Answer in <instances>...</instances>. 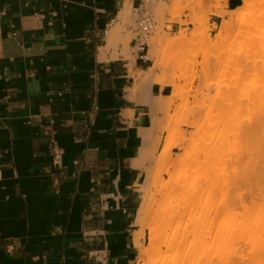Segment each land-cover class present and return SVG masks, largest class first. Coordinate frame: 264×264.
<instances>
[{
    "label": "crops",
    "instance_id": "obj_1",
    "mask_svg": "<svg viewBox=\"0 0 264 264\" xmlns=\"http://www.w3.org/2000/svg\"><path fill=\"white\" fill-rule=\"evenodd\" d=\"M139 4L0 0V264H137L171 95L134 55Z\"/></svg>",
    "mask_w": 264,
    "mask_h": 264
},
{
    "label": "rangeland",
    "instance_id": "obj_2",
    "mask_svg": "<svg viewBox=\"0 0 264 264\" xmlns=\"http://www.w3.org/2000/svg\"><path fill=\"white\" fill-rule=\"evenodd\" d=\"M239 1V5L233 11H222L217 13L222 17V20L217 26L213 27L209 25V16L215 13V9L222 8V2H225V0H158L159 7L155 8L152 5L146 6L153 16L155 26L149 38L148 58L150 60V68L145 75L146 77L154 79L157 84L167 86L171 90L170 98L163 111L165 125L162 127V131L166 133L163 146L168 140L180 142L174 146L170 152V158H167L165 162H160L158 160L162 148L158 151V154H156L153 166L146 172L144 181L140 182L137 186L139 200L136 210L141 206V197L144 198V208H142L145 209L147 213H145V217L150 219L154 216L153 213L155 209H152L157 205H155L154 199L156 198V200H158L156 202H160L159 206H161V201L163 199L161 198L162 200L159 201L160 198L158 197H161L159 194L162 196L166 195L167 191L163 190V192L160 190L163 184L170 179V181H172L173 178L183 179L187 182L186 184H188V186L186 185V187H184V191L189 193V184H193L194 181L196 182L198 179L197 176H200V180L203 182L198 180L193 184L195 188L191 187V185L190 188H194L191 191H197L199 203H202L200 206L209 220L205 231V233H207V231L208 233L207 236H205L206 238L203 237L206 240V243H204V252L200 257L187 261L186 264H260V261H254L253 259L254 257H261L260 255H264L262 254L264 253V247L262 246L264 243L263 228L260 227L261 232L259 233L260 230L258 227L256 226L254 228L253 225V228L251 227L253 230L251 231V229H249L251 233L247 231V234H242L240 231L241 226L237 225L242 223L239 217L241 216L240 218L243 219V212L260 209V211L264 213V203H261L264 202V196L260 195V192L258 193V191L255 190H258V187L261 185L264 186L262 182L264 177H257V173H261V171H253V173L257 174L256 177L258 178L255 181L254 178L256 177L252 175L253 173L250 171L252 174L249 173L250 175H246L247 171H245L247 170L245 166L248 161H250L249 158L252 157L251 154H255L257 151L256 149L264 141V139L260 140L264 136V125L261 124L262 126H259L260 123L264 122V118H262L264 112H260L264 110V0ZM128 16H130V12H128ZM173 25L180 27L177 33H174L177 29H175ZM254 107H256V110L261 114H257V111V113H255ZM250 109L254 110V113L257 114L256 118H261L259 119L260 123L258 125L261 130L257 128L255 121L254 124H256V127L253 126L251 121L253 120L252 117H254V113ZM169 111H172V113L169 114ZM220 114L222 117L218 118L217 115L220 116ZM246 114L248 116L252 115V117L247 116L246 118ZM229 115L232 116L234 119L233 121L230 117L226 120V117ZM258 119L256 121H258ZM246 120L249 125V127L246 125L247 129H245ZM227 121L230 122L228 123ZM223 123H227L225 126H227L228 129ZM251 125L256 129L257 134L258 131L263 134L262 137L260 134V136H256L255 134L256 138L249 136V134L254 131ZM182 127L185 129H182ZM221 127L223 128L221 129ZM243 129L245 132L247 130L246 134ZM219 130H221V133H219ZM247 136L254 139L250 140L249 144ZM251 136H253V134ZM246 139L247 141H243ZM258 140H260V142H258ZM223 142L226 145L224 144V146L219 149L217 144L222 145ZM255 142L256 144H260L259 146L257 145L258 147L256 146V149L253 148L256 145ZM214 144L217 149H215L216 147ZM263 144L264 143H262V145ZM193 146L195 148H193ZM249 146L251 150L254 151H251ZM183 147H185V150H183ZM195 150H199L196 159L193 158L194 153H197ZM249 150L250 155H247L248 153L246 152H249ZM184 153L189 157L184 156L187 157L184 159ZM257 154L260 155L261 152ZM245 155L250 157L246 158ZM178 157L184 159L179 167H183L182 163L189 160L188 163L184 162V170L185 168H188L189 172L193 170V172H191L193 176L191 173H188L191 179L187 176V173L186 175L183 174L185 177L180 174L181 172L178 173L183 170L182 167H180L181 170L179 168L178 171L175 173L173 172L174 166L172 165L180 161ZM253 157H255V155ZM256 158L257 157H255L254 160ZM227 159L235 163L233 166L231 164V170L227 167V162H229V160L226 161ZM192 160L195 161L193 162ZM240 160L241 164L244 163L242 167L246 168H242L245 171L244 173H246L243 175L244 178L241 177V179L243 178V185L239 177L243 172H240V170H242L241 167H238V170L235 168L236 172L233 170L234 167L239 165ZM257 160L258 158L256 161ZM236 161L238 163H236ZM190 162L197 164H193V167ZM254 162L255 161H250L248 165L252 163L251 165H254V168L259 165ZM259 163L261 165V162ZM195 167H200V170ZM253 167L251 168V166H248V170L250 168L253 169ZM218 169H220L219 171L222 173H220ZM195 170H199V172ZM231 171L232 173H230ZM184 172L182 171V173ZM202 174L206 179H204L205 181L202 179ZM232 174H235V176L233 177ZM247 176H249V178ZM252 176L254 178H252ZM167 178L169 180H164ZM248 179H250V182L254 179L252 183L249 182L251 186L256 182L257 185H253L254 188L257 186V188L253 189L255 192L249 189L251 186L248 185ZM238 180L241 185L238 184ZM257 180H260V183ZM157 184H160L161 188H159L160 185ZM246 184L248 187H245L247 186ZM239 185V190H235ZM243 187L249 191L251 190L250 193L252 195L248 192V196L245 188L240 192V189ZM202 188L205 191L201 192ZM198 191H200V193ZM203 192L206 194H201ZM235 192L236 195L234 194ZM258 195L261 196L260 199H258ZM200 196H206V198L203 197L202 201H200ZM229 197L231 199H229ZM236 199L239 200V203ZM203 202H205L204 206L206 209L203 207ZM245 202L247 205H245ZM240 205L243 208L240 207ZM244 205L246 206V211H244ZM159 206L157 205L156 207L158 208ZM257 207L260 208L258 209ZM249 208H251V210H249ZM262 215L264 216V214ZM263 218L262 221L264 220ZM235 220L237 221L235 222ZM137 226L139 228L142 227L145 231V237H142L143 239L141 240L139 250H137V264H172L174 257H166L164 252L165 248L160 242L156 243L154 249L146 253L149 238V229L147 228L148 222H144L142 226ZM178 232L174 224L170 225L166 232L167 240L169 238L176 239ZM242 235L245 237L242 238L247 241L240 238ZM257 236L263 239H258ZM233 237L235 240H233ZM257 246L258 248H256V251L255 247ZM260 246H262L261 249L263 250L259 253L258 250ZM160 252L165 255L161 256L162 254ZM257 254H259V256ZM251 257H253V259ZM236 258H239V261Z\"/></svg>",
    "mask_w": 264,
    "mask_h": 264
},
{
    "label": "bare ground",
    "instance_id": "obj_3",
    "mask_svg": "<svg viewBox=\"0 0 264 264\" xmlns=\"http://www.w3.org/2000/svg\"><path fill=\"white\" fill-rule=\"evenodd\" d=\"M146 1V6L148 5H152L153 7H155V8H157V7H159L158 6V0H145ZM124 25V24H123ZM125 26V25H124ZM159 33V32H158ZM157 37V36H156ZM255 109V113H257L258 112V110H256V107H254ZM251 110V109H250ZM254 110H251L253 113H254ZM227 111H229V110H227ZM257 111V112H256ZM264 112V110H261L260 112ZM249 112V111H248ZM227 113V112H226ZM230 113V112H229ZM251 113V112H250ZM249 113V114H250ZM252 113V114H253ZM254 113V117H252V115H249V116H251L252 117V123H253V126L254 127H256L255 125L257 124V128H259L258 127V125H259V123H260V121H259V119H261V118H256V115L257 114H261V113H257V114H255ZM226 115V114H225ZM225 115H224V117H225ZM232 115H233V113H232ZM247 114H246V118H247ZM248 116V117H249ZM261 116V115H260ZM263 117L262 118H264V115H262ZM217 117L219 118H221L222 117V115L220 114V116H218L217 115ZM231 118V120L233 121L234 119L232 118V116H227L226 117V120H228V118ZM234 117V116H233ZM250 117V118H251ZM259 117V116H258ZM236 118V117H235ZM245 118V119H246ZM223 119V118H222ZM258 119V121H256ZM220 120V119H219ZM230 120V119H229ZM248 121H250V120H248ZM254 121H255V123L256 124H254ZM263 121H264V119H263ZM219 122V121H218ZM224 122H225V118H224ZM228 123L230 122V121H227ZM250 122V123H251ZM258 122V123H257ZM232 123V122H231ZM248 122H247V120H246V123H245V129H247V127H246V125H248L247 124ZM224 124V123H223ZM225 124H227V123H225ZM225 124H224V126H225ZM261 124H263L264 125V122H262V123H260V127L262 126ZM230 125V124H229ZM223 126V127H224ZM231 126H232V124H231ZM252 126V125H251ZM250 126V127H251ZM253 126H252V128H253ZM223 127H221V129L223 128ZM226 128H227V126H225ZM248 127H249V125H248ZM264 127V126H263ZM225 128V129H226ZM243 128H244V126H243ZM228 129V128H227ZM260 129V128H259ZM258 129V130H259ZM264 129V128H263ZM262 129V130H263ZM224 130V129H223ZM253 132H255V133H253V132H251L250 134L252 135L253 134V136H251L250 134H249V136L250 137H255L256 138V136L257 135H261V137H262V133H259L260 131H258V134L256 133L257 131H256V129H254L253 128ZM261 130V129H260ZM220 132L219 133H221V130H219ZM243 131H244V129H243ZM218 133V134H219ZM244 133L246 134L247 133V130H246V132L244 131ZM224 134V133H223ZM255 134H256V136H255ZM222 135V134H221ZM225 135V134H224ZM228 135H229V133H228ZM259 135V136H260ZM218 136V135H217ZM246 136V135H245ZM249 136H247V139H248V144H249V141L250 140H254V139H252V138H250ZM258 136V137H259ZM260 137V138H261ZM264 137V136H263ZM259 138L260 140H262V139H264V138ZM220 138H221V136H220ZM223 138V137H222ZM230 138V137H229ZM243 138H244V136H243ZM246 138V137H245ZM217 139H218V137H217ZM247 139L246 140H243V141H247ZM220 140V139H219ZM224 140H225V138H224ZM228 140H230V139H228ZM260 140H258V142H260ZM179 141V140H178ZM226 141V140H225ZM180 142V141H179ZM179 142H176V141H169L168 140V142H166L165 143V145L162 147V149H161V152H160V155H159V161L160 162H165L166 160H167V158L169 159L170 157V152H171V150L174 148V146L175 145H177ZM257 142V143H258ZM262 142V141H261ZM216 143H218V142H216ZM220 143H221V140H220ZM243 143H246V142H243ZM262 143H264V141L262 142ZM262 143H261V145H262ZM224 142H223V144L222 145H219V144H217L218 146L217 147H219V149H220V147H222V146H224ZM247 144V143H246ZM255 144H256V142H255ZM226 145V144H225ZM260 145V144H256L253 148H257L258 146ZM260 145V146H261ZM214 146H215V144H214ZM246 146H248V145H246ZM251 146V145H250ZM249 146V147H250ZM257 146V147H256ZM260 146L256 149L257 151H256V153L254 154H251L252 155V157H248V156H246V158H249L250 159V161L251 162H253V161H255L254 163L255 164H259L260 165V163L259 162H261V165L259 166V165H257L255 168L251 165L252 163H250L249 165H248V163L250 162V161H248V163H247V161H246V163H247V165L245 166L246 168H247V170H245V171H247L246 173H244L245 171L243 170V169H246L245 167H242V164L244 165V163H242L241 164V160L239 161V165H237L236 167H234V169L233 170H235V168H237V170H238V167H241V169L242 170H240V172H242L241 174H240V181L242 180V185H243V178H244V176L243 175H248L249 173H253V171H256V170H259V171H261V173H257V174H255V173H251L253 176H255L256 177V175H257V177L258 178H262V177H264V144L261 146V148H260ZM216 147V146H215ZM214 147V148H215ZM217 147L215 148V149H217ZM184 148V149H183ZM182 149L183 150H185V147H183ZM193 148H195L194 146H193ZM252 148V149H253ZM192 149V148H191ZM249 149V148H248ZM259 149V150H258ZM245 150V149H244ZM250 150H251V147H250ZM250 150H249V152H246V153H248L247 155H250L249 153H250ZM196 151V150H195ZM251 151H254V150H251ZM258 151H260L261 152V154L260 155H258L257 153H260V152H258ZM186 152H187V149H186ZM197 153H194V155H193V158H197L198 157V154H199V150L198 151H196ZM189 154V153H188ZM196 154V155H195ZM243 155H244V153H243ZM255 155V157H257L258 158V160L256 161V159L254 160V158L255 157H253ZM184 156H187L185 153L183 154V157ZM197 156V157H196ZM261 156V157H260ZM187 157H189V156H187ZM187 157H184V159H186ZM191 157H192V155H191ZM190 157V158H191ZM260 157V158H259ZM192 158V159H193ZM245 158V157H244ZM251 158H252V160H251ZM180 159V161H178V163L177 162H175V164L174 165H172V166H174V169H173V172L175 173L176 171H178L179 170V168L180 167H182V166H180L179 167V165L181 164V162L184 160V159H182V157L180 158V157H178V160ZM229 159H227L226 161H228ZM260 160V161H259ZM193 162L195 161V160H192ZM233 161V160H232ZM242 161L244 162V159L242 158ZM184 162H189V160L188 161H184ZM184 162L182 163L183 164V172L184 171H188V168H185V170H184ZM193 162H190L191 164H192V166L194 167V165L193 164H197V163H193ZM145 163V162H144ZM236 163H238L237 161H236ZM227 164H228V168L230 169H232V166H233V164H235V163H232L230 160H229V162H227ZM229 164H230V166H231V164H232V166L230 167L229 166ZM187 165V164H186ZM199 166V165H198ZM235 166V165H234ZM248 166L250 167L251 166V168L253 167V169H255V170H253V169H249L248 170ZM178 167V168H177ZM193 167H192V169H193ZM225 167V166H224ZM226 167V168H227ZM196 168V167H195ZM194 168V169H195ZM200 167H198V168H196V169H199ZM256 168H259V169H256ZM171 169H172V167H171ZM230 169V170H231ZM180 170H181V168H180ZM200 170V169H199ZM199 170H195V171H198L199 172ZM220 169H218V171H219ZM182 171H179L178 173H180V174H184V175H186V173H187V176L189 177L190 175H188V173H191V172H193V170H191V172H184V173H182ZM251 171V172H250ZM258 171V172H259ZM220 172V171H219ZM229 172V171H228ZM235 172H236V170H235ZM220 173H222V172H220ZM230 173H232V171L230 172ZM244 173V174H243ZM169 174V173H168ZM255 174V175H254ZM261 174V175H260ZM183 175V176H184ZM191 175H192V173H191ZM216 175V174H215ZM229 175V174H228ZM242 175V176H241ZM250 175V174H249ZM182 176V177H183ZM193 176V175H192ZM191 176V177H192ZM202 176V179L204 180L205 178L203 177V174L201 175ZM217 176V175H216ZM216 176H214V177H216ZM232 176L234 177L235 176V174L233 175L232 174ZM252 176V178H254ZM259 176H261V177H259ZM168 177V176H167ZM178 177H179V175H178ZM185 177V176H184ZM239 177H238V179H239ZM241 177H243L242 179H241ZM248 178H249V176H247ZM254 178L255 179V181H256V179H258V178ZM169 178V177H168ZM164 179V180H169V179ZM177 178V177H176ZM190 178V177H189ZM197 181L198 180H200L201 178H200V176L198 177L197 176ZM218 178V177H217ZM246 178V177H245ZM175 178H173V180L172 181H165L166 183L165 184H163V186H162V189H160L161 191H167L166 192V195L164 196H162L161 194H159V196H161V197H158V198H160L159 199V201H161L162 199V201H161V206H159V203L160 202H156V201H158V200H156V198L154 199V201H155V205L157 204L159 207L157 208L156 206H154L155 208H153L152 210H154V216L153 217H151L150 219H148V218H146L145 217V209H143L144 207H143V199L144 198H142L141 197V200H140V205L141 206H139L138 207V209L136 210V212H134L135 213V217H134V225H143L144 224V222H148V229H149V238H148V249H147V251H146V253H148L149 252V250H152V249H154L155 247H156V243H158V242H160V244L161 245H163L164 246V248H165V250H164V252H165V254H166V257H174V260L172 261V264H186L187 263V261H189V260H191V259H194V258H196V257H200V255L204 252V249H205V244L204 243H206V240L204 239V238H206L205 236H207V233H208V231H207V233H205V231H206V227H207V224H208V222H209V220H208V218L206 217V214L204 213V211L202 210V208H201V206H200V204L202 205V203L200 202L199 203V196L197 195V191L196 190H193V191H191L192 189H194L195 187L193 186V184L194 183H196L194 180V182H193V184L192 183H190L189 184V193L187 192V191H184V187H186V185L188 186V184H186L187 182L185 181V180H183V179H175ZM191 179V178H190ZM251 179V178H250ZM250 179H248V185H250V183H252L253 182V180L254 179H252L251 181L252 182H250ZM206 180V179H205ZM204 180V181H205ZM261 180V179H260ZM260 180L258 181L259 183H260ZM201 181V180H200ZM159 182H161V181H159ZM201 182H203V181H201ZM250 182V183H249ZM263 183H264V180L262 181ZM261 182V183H262ZM237 183V182H236ZM244 183H245V180H244ZM247 183V182H246ZM161 184V183H160ZM160 184H157V185H160ZM207 184V183H206ZM210 184V183H209ZM235 184V183H234ZM238 184H240L239 183V180H238ZM240 184V185H241ZM190 185H191V187H194V188H190ZM205 185V184H204ZM240 185L237 187V188H235V190H239V188H240ZM247 185V184H246ZM248 185L247 186H245V187H248ZM253 185L255 186V185H257L256 184V182H255V184H252V186H251V188L249 187V189H255V188H257V186L254 188L253 187ZM260 185V184H259ZM264 185V184H263ZM210 187V186H209ZM209 187H208V190H209ZM242 187V186H241ZM245 187H243L242 189H240V192H241V190H244V188ZM253 187V188H252ZM261 187H263V188H261ZM159 188H161V185L159 186ZM206 188V187H205ZM231 188H232V186H231ZM259 188H260V190H259ZM186 189V188H185ZM200 189V188H199ZM158 191H160L159 189H157ZM234 190V191H235ZM256 191H258V193L260 192V195H262V196H264V192H262V191H264V186H260V187H258V190L257 189H255ZM163 191V192H164ZM190 191H191V194H190ZM202 191H205L203 188L201 189V192ZM233 191V192H234ZM245 191H247V195H248V192H249V194L250 195H252L251 193H250V191L248 190V189H246L245 188ZM254 191V190H253ZM199 193H200V191H198ZM232 192V193H233ZM237 192V191H236ZM236 192L234 193L235 195H236ZM255 192V191H254ZM154 193V192H153ZM205 192H203V193H201V194H204ZM156 194V193H155ZM206 194V193H205ZM231 194V193H230ZM244 194V193H243ZM254 194V193H253ZM229 195V194H228ZM233 195V194H232ZM238 195H239V193H238ZM260 195H258L259 196V198L258 199H260ZM234 196V195H233ZM242 196V195H241ZM244 196V195H243ZM249 196V195H248ZM256 196H257V193H256ZM201 197V196H200ZM204 198H206V196H203ZM203 197H201V200L200 201H202V198ZM237 197V196H236ZM245 197V196H244ZM244 197H242V198H244ZM152 198H153V194H152ZM157 198V199H158ZM162 198V199H161ZM256 198V197H255ZM229 199H231L230 197H229ZM139 200V199H138ZM237 200V199H236ZM244 200H246V199H244ZM248 200V199H247ZM254 200V199H253ZM262 200V199H261ZM205 201V200H204ZM242 201V200H241ZM231 202V201H230ZM235 202V201H234ZM237 202L239 203V200H237ZM243 202V201H242ZM246 202H248V201H246ZM245 202V203H246ZM249 202H250V200H249ZM205 202H203V207H205L204 204ZM255 203V202H254ZM258 203V202H257ZM257 203H256V205H257ZM262 204L264 203V202H261ZM241 204V203H240ZM253 204V203H252ZM260 204V203H259ZM261 204V205H262ZM152 205H154V204H152ZM242 205V204H241ZM240 205V207H242ZM245 205H247V203L245 204ZM244 205V211H246L245 210V208H246V206ZM251 205V204H250ZM143 207V208H142ZM250 207V206H249ZM253 207H254V204H253ZM243 208V207H242ZM258 208V207H257ZM260 208V207H259ZM258 208V209H259ZM205 209H206V207H205ZM253 209V208H252ZM249 210H251V208H249ZM262 210V209H261ZM244 214H243V219H241L240 217H239V219L240 220H242V223L241 224H237L238 226H241L240 227V231H241V233L243 234V233H245V234H247V231H248V233H251L250 231H249V229H251V227L253 226L254 228L257 226L258 227V229L260 230L259 231V233L261 232V228H263V230H264V220L262 221V218L264 217L262 214H264L263 212H261L260 211V209L259 210H253V211H246V212H243ZM147 214V213H146ZM152 214V215H153ZM205 214V215H204ZM149 217V216H148ZM238 219V220H239ZM264 219V218H263ZM237 220H235V222H236ZM240 223V222H239ZM172 224H174V226L176 227V229H178V235H177V237H176V239H174V238H169L168 240H167V230H168V227H170V225H172ZM261 224H262V226H261ZM238 226H237V228H238ZM209 227V226H208ZM252 227V228H253ZM261 227V228H260ZM208 229V228H207ZM253 229H251V231H252ZM244 231V232H243ZM246 231V232H245ZM264 234V233H263ZM250 235V234H249ZM259 236H261L260 234H258ZM144 236V229L141 227L140 228V231L138 232V234H136V240H135V244H134V250L135 251H137V250H139V247H140V240L142 239V237ZM233 236V235H232ZM259 236H257L258 237V239H261L262 237H259ZM204 237V238H203ZM242 237H244V235H242L240 238L243 240L244 238H242ZM248 237V236H247ZM246 237V238H247ZM263 237H264V235H263ZM235 238H238V237H235ZM205 240V242H204V240ZM263 239V238H262ZM233 240H235L234 239V237H233ZM245 241H247L246 239H244ZM259 241V240H258ZM264 241V240H263ZM260 242V241H259ZM261 242H262V240H261ZM235 243V242H234ZM244 243V242H243ZM263 247H264V243H263V245H262ZM262 246H260L259 247V250H258V252L260 253L263 249H261V247ZM256 248H258V246L257 247H255V249ZM254 249V250H255ZM256 251H257V249H256ZM161 253V252H160ZM254 253V252H253ZM257 253V252H256ZM162 254V255H161ZM160 255L161 256H163V255H165L164 253H161ZM262 254H264V253H262ZM258 256H259V254H257ZM251 256V255H250ZM261 257H254V259H253V257H251L254 261L255 260H258V262L260 263V264H264V255H260ZM239 258H241V257H239ZM239 258H236L238 261H239ZM250 259V258H249ZM252 260V261H253ZM251 261V262H252ZM257 264V263H256Z\"/></svg>",
    "mask_w": 264,
    "mask_h": 264
},
{
    "label": "built area",
    "instance_id": "obj_4",
    "mask_svg": "<svg viewBox=\"0 0 264 264\" xmlns=\"http://www.w3.org/2000/svg\"><path fill=\"white\" fill-rule=\"evenodd\" d=\"M134 36L132 49L139 60L148 61L149 38L152 35L155 23L152 14L146 7V1L140 0L138 7L133 9Z\"/></svg>",
    "mask_w": 264,
    "mask_h": 264
}]
</instances>
